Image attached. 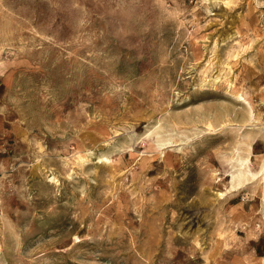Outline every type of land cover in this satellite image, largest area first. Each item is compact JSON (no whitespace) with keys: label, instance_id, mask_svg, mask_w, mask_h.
Wrapping results in <instances>:
<instances>
[{"label":"rangeland","instance_id":"rangeland-1","mask_svg":"<svg viewBox=\"0 0 264 264\" xmlns=\"http://www.w3.org/2000/svg\"><path fill=\"white\" fill-rule=\"evenodd\" d=\"M0 264H264V0H0Z\"/></svg>","mask_w":264,"mask_h":264},{"label":"bare ground","instance_id":"bare-ground-1","mask_svg":"<svg viewBox=\"0 0 264 264\" xmlns=\"http://www.w3.org/2000/svg\"><path fill=\"white\" fill-rule=\"evenodd\" d=\"M244 162V161H243Z\"/></svg>","mask_w":264,"mask_h":264}]
</instances>
